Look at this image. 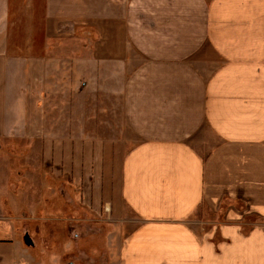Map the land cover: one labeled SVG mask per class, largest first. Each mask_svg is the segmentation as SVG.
<instances>
[{"label":"crops","instance_id":"obj_1","mask_svg":"<svg viewBox=\"0 0 264 264\" xmlns=\"http://www.w3.org/2000/svg\"><path fill=\"white\" fill-rule=\"evenodd\" d=\"M0 139L117 264H264V0H0Z\"/></svg>","mask_w":264,"mask_h":264},{"label":"rangeland","instance_id":"obj_2","mask_svg":"<svg viewBox=\"0 0 264 264\" xmlns=\"http://www.w3.org/2000/svg\"><path fill=\"white\" fill-rule=\"evenodd\" d=\"M8 142L0 139V225L8 222L0 236V264H117L125 218L95 212L51 172L36 185L26 177V150L16 151ZM26 234L33 245L26 244Z\"/></svg>","mask_w":264,"mask_h":264},{"label":"water","instance_id":"obj_3","mask_svg":"<svg viewBox=\"0 0 264 264\" xmlns=\"http://www.w3.org/2000/svg\"><path fill=\"white\" fill-rule=\"evenodd\" d=\"M0 148H1V143H0ZM25 242L28 245H33L34 244L29 234L25 235Z\"/></svg>","mask_w":264,"mask_h":264}]
</instances>
